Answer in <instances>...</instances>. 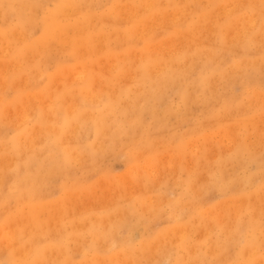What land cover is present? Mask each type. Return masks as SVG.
Instances as JSON below:
<instances>
[{"label": "bare ground", "instance_id": "1", "mask_svg": "<svg viewBox=\"0 0 264 264\" xmlns=\"http://www.w3.org/2000/svg\"><path fill=\"white\" fill-rule=\"evenodd\" d=\"M263 151L264 0H0V264H264Z\"/></svg>", "mask_w": 264, "mask_h": 264}, {"label": "rangeland", "instance_id": "2", "mask_svg": "<svg viewBox=\"0 0 264 264\" xmlns=\"http://www.w3.org/2000/svg\"><path fill=\"white\" fill-rule=\"evenodd\" d=\"M11 96H12V94L10 92H8L7 97L10 99ZM169 99L172 102H175V98L173 99V97L171 95L169 96ZM9 111H10L9 117H11V111L12 110L10 109ZM173 126H174V124H173V121H172V122H170V124L168 126V129H166L162 133H165V134L169 135L170 132H172V130H173ZM187 126H188V124L179 125L177 127V129L179 130L178 132L182 133L184 130H186ZM174 128H175V126H174ZM204 133L210 134V136H212L211 138H207L206 139V142H210L209 146L211 145L210 147H208L209 149L217 148V152L218 151H222V148L224 149L223 144H222L223 141L219 143L220 140L218 139V137L217 138H216V136L213 137V135H215V133L213 134L212 132H206V131ZM221 144H222V146H221ZM224 146H226V145H224ZM213 155H215V154H213ZM215 156H212V157L215 158ZM175 158L177 160V163L173 162L175 160ZM169 161H170L171 164L169 163ZM152 162H155L157 165L154 166V168L150 171L151 176H155V178L158 177L159 180L161 179V180L165 181V183L160 188H157V187L155 188V192L156 193L163 192L165 190V188L169 186L168 194L171 193L169 196L172 197L173 193H174V196H177L179 190L177 189V187L173 186V182L176 179H177V181H179V179L183 178L184 177V171L183 172L181 171L179 173V175H176V173L173 174L174 170H173V172H171V168H169V167H170V165H171V167H179V168H184V169L186 167H188V166L191 167L190 161L188 160V158H184V159L180 158V157L177 156L176 153H172L170 150H168L166 148H164V149L159 148V152H157L155 154L154 161H152ZM173 163H174V165H173ZM251 166H253V167H251ZM228 168L232 169L233 166L232 167L228 166ZM99 169H101V170L107 169V171L103 172V173L100 172L99 174L101 176L100 175L96 176L95 185L91 187L90 195H88V194H85L84 196L81 195V198H79V202L81 200L82 201L86 200V201H83L84 202V206L83 207L87 206L89 203H90L89 205H91V204L93 205L95 203H98L99 201H104L107 198L108 195H110L109 196V198H110L111 196H113L115 194V192L117 193V191H119L122 194H124V196H127V195L131 196L134 193V191L136 193V190H138V189L135 188V187H137L136 186L137 177H136L135 169L132 167V165H130V166L125 165V163L120 158H117V157H115L113 155L104 156L103 159L99 163ZM157 169L158 170L160 169V171H159L160 174H157ZM126 170H128V171H126ZM130 170L133 171L132 175H131V173H129V172H132ZM247 170H248V172L253 173L255 171V166L254 165H249ZM108 176H110V180H109L108 183H106L104 177H108ZM115 186H117L118 188L116 189ZM114 189L116 191L113 193ZM205 198L208 199V200L210 199V200L213 201V200H215L217 198V196L214 193L209 192L205 196ZM166 210H167V208L164 207V215H165V211ZM154 225L157 228H161V227L167 226L168 223L166 222V220H164L162 218L161 220H157V221L151 222L150 226L151 227H155ZM139 230L140 231L135 233V238H137L142 233L141 229H139Z\"/></svg>", "mask_w": 264, "mask_h": 264}]
</instances>
